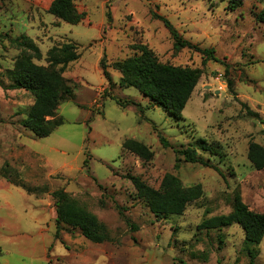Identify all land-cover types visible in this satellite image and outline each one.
Listing matches in <instances>:
<instances>
[{
    "label": "rangeland",
    "instance_id": "rangeland-1",
    "mask_svg": "<svg viewBox=\"0 0 264 264\" xmlns=\"http://www.w3.org/2000/svg\"><path fill=\"white\" fill-rule=\"evenodd\" d=\"M52 1L0 0V264H249L239 225H198L229 214L236 194L264 213V170L248 160L251 142L264 146V23L257 20L264 0H241L235 8L230 0H74L86 13L78 25L48 14ZM153 14L192 47L175 51L172 34ZM22 34L42 53L37 65L48 67V51L64 43H76L80 54L63 74L74 92L57 110L64 123L46 138L22 126L33 95L8 88L7 71L22 53L12 40ZM135 44L148 45L162 63L200 70L181 120L121 85L113 64L133 56ZM128 139L148 146L153 159L126 151ZM198 139L222 147L213 155L198 151L209 167L176 153ZM168 174L185 187L200 185L203 194L182 215L157 218L129 177L159 189ZM60 189L98 218L109 240L95 243L57 224L52 193ZM255 248V264H264V239Z\"/></svg>",
    "mask_w": 264,
    "mask_h": 264
},
{
    "label": "trees",
    "instance_id": "trees-1",
    "mask_svg": "<svg viewBox=\"0 0 264 264\" xmlns=\"http://www.w3.org/2000/svg\"><path fill=\"white\" fill-rule=\"evenodd\" d=\"M240 4L241 0H230L232 8L239 7ZM48 14L71 25L80 24L86 17V13L78 11L74 0H53L49 5ZM153 16L161 20L172 34L175 51L192 47L189 41L182 39L167 19L157 14ZM257 20L264 23V11L257 15ZM12 44L20 48L22 53L15 60L14 67L7 71L10 82L8 88L25 90L34 97V104L27 118L22 121V126L38 138L49 137L64 123L63 118L57 116L58 107L62 102L74 98L73 89L63 74L70 63L80 58L78 46L70 42L52 47L47 53L49 66L45 67L34 63L33 59H41L42 53L30 37L22 34L13 39ZM133 50L135 51L133 56L113 64V68L121 74V85L126 88H135L148 98L153 106L160 107L175 119L181 120L182 112L198 84L200 70L162 63L146 44H135ZM203 53L208 58L217 60L213 49H204ZM101 68L104 76L110 81L104 61L101 62ZM118 103L124 108L129 105L128 102ZM159 137L161 144L168 147V141L161 135ZM123 147L144 161L153 159V151L137 140L128 139ZM221 150L222 147L218 142L210 143L204 139H198L189 144L186 149L176 150V153L183 156L185 162L200 163L209 167V160L205 161L199 157L198 151L213 155L221 153ZM248 160L256 170H264V146L251 142ZM216 170L219 171V169ZM129 179L132 181L137 198L144 201L157 218L182 215L187 206L200 199L203 194L200 185L185 187L179 178L170 174L163 178L159 189L149 186L137 176H130ZM16 185L24 188L28 193L34 191L21 180L16 181ZM52 196L55 200L58 225L79 229L86 239L95 243L109 240L106 227L96 216L79 206L78 201L64 189L54 191ZM233 225H239L243 229L249 264H255L258 257L255 247H258L264 239V213L252 211L240 194L235 195L233 208L229 214L207 218L198 225V229L220 230Z\"/></svg>",
    "mask_w": 264,
    "mask_h": 264
}]
</instances>
